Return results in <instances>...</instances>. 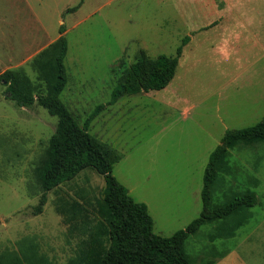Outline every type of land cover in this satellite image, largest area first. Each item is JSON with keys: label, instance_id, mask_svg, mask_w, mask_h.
<instances>
[{"label": "rangeland", "instance_id": "rangeland-1", "mask_svg": "<svg viewBox=\"0 0 264 264\" xmlns=\"http://www.w3.org/2000/svg\"><path fill=\"white\" fill-rule=\"evenodd\" d=\"M61 26L67 45L61 101L79 125L104 106L88 132L120 155L113 177L146 205L155 235L185 229L202 211L210 154L227 131L263 117L264 0H0V74L20 65L34 79L29 58L58 41ZM184 38L166 88L108 105L120 63L129 67L142 53L174 56ZM6 96L0 83V264H26L35 253L65 264L85 238L80 219L65 220L67 210L82 204L93 218L88 204L101 197L104 179L87 168L46 192L37 210L43 192L34 168L57 118ZM229 169L212 187V206L247 192L255 193L256 205L190 235L184 251L193 264H264V142L233 149Z\"/></svg>", "mask_w": 264, "mask_h": 264}, {"label": "trees", "instance_id": "trees-1", "mask_svg": "<svg viewBox=\"0 0 264 264\" xmlns=\"http://www.w3.org/2000/svg\"><path fill=\"white\" fill-rule=\"evenodd\" d=\"M76 9L77 7L70 8L67 12ZM64 31L61 26L59 40L33 60L34 79L25 75L22 70L7 69L0 74V83L5 86L6 97L17 106L29 108L37 105L57 118L55 131L34 168L37 185L43 192L37 210L40 211L45 204L46 192L73 180L87 168L93 169L104 179L105 189L101 197L96 200L95 205L88 204L93 218L89 217L88 210L82 204L73 202L67 210L65 220L73 222L76 217L77 221L80 219L77 228L86 239L79 242L75 255L65 264H193L184 251L185 242L190 235L207 223L228 221L229 217L239 215L243 208L256 205L255 193L247 192L224 206L213 207L212 187L220 174L231 172L229 157L233 149L264 142V114L261 121L252 127L227 131L210 154L204 170L202 211L199 217L170 237L155 235L153 220L146 205L134 201L126 188L112 175V166L120 160V155L88 132L91 121L104 106H97L83 125H79L73 113L60 99L67 84L64 66L67 45ZM187 41V38L182 40L174 56L160 55L151 59L142 53L129 67L124 68L120 63L113 70L116 86L111 92L108 105L115 104L124 96L166 88L175 75ZM242 224L240 221L237 228ZM219 235L224 236L225 233L221 232ZM226 235L231 236L228 233ZM103 240L107 244L105 248L101 247ZM24 262L52 264L46 257L36 253L26 256Z\"/></svg>", "mask_w": 264, "mask_h": 264}, {"label": "crops", "instance_id": "crops-1", "mask_svg": "<svg viewBox=\"0 0 264 264\" xmlns=\"http://www.w3.org/2000/svg\"><path fill=\"white\" fill-rule=\"evenodd\" d=\"M64 33H65V31H64ZM60 36H61V35H60V33H59L58 38H59ZM58 38H57V39H58ZM53 41H55V40H53ZM56 42H57V41H56ZM56 42H55V43H56ZM55 43H53L52 41L45 43L44 45L40 46V47L37 49V51H36V53H35L34 56H32L31 58H29V59H30V64H29V65H30V67L32 68V70H33L34 73H35V71H34V69H33V60L35 59V57H36L38 54H40V53H42V52L48 50V49H49L53 44H55ZM7 69L22 70V72H23L25 75H28L27 72H26V70H25L24 68H22L20 65L7 67ZM28 76H29V75H28ZM255 146H256V145H255ZM246 148H247V147H246ZM242 149H245V148H242ZM238 150H240V149H238ZM232 151H233V150H232Z\"/></svg>", "mask_w": 264, "mask_h": 264}]
</instances>
